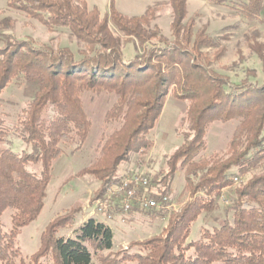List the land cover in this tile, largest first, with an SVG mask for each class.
<instances>
[{"label":"trees","instance_id":"16d2710c","mask_svg":"<svg viewBox=\"0 0 264 264\" xmlns=\"http://www.w3.org/2000/svg\"><path fill=\"white\" fill-rule=\"evenodd\" d=\"M169 3L172 41L152 27L158 3L130 17L112 1L101 17L99 8L90 9L86 0H8L9 8L38 20L50 32L69 29L87 50L77 59L70 49L26 40L6 42L0 49V96L13 83L35 86L33 99L16 120L0 115V264H264V84L248 79L233 84L209 70L202 49L217 47L218 40L205 28L185 23L187 0ZM240 5L246 19L264 24V0H240ZM110 23L147 54L127 60ZM253 51L264 63V46ZM88 93L114 98L105 117L111 132L103 135L97 157L85 171L107 187L119 183L118 168L132 154L153 147L148 136L167 98L172 94L187 104L180 129L183 141L168 158V175L150 179L155 196L164 197L175 174L184 173L191 201L171 214L161 237L138 244L134 255L119 252L111 258L114 232L94 217L72 236L61 235L81 212L75 208L68 218L50 223L39 252L25 257L17 239L45 207L55 162L64 155V146L79 150L89 139L92 121L83 99ZM232 121L236 128L227 154L205 156L211 126ZM15 140L24 144L21 153L13 150ZM239 177L245 180L237 185ZM231 188L235 196L220 226L202 229L198 240H190L192 224L214 210L216 199ZM7 211H12L9 231L2 222Z\"/></svg>","mask_w":264,"mask_h":264},{"label":"rangeland","instance_id":"374dc122","mask_svg":"<svg viewBox=\"0 0 264 264\" xmlns=\"http://www.w3.org/2000/svg\"><path fill=\"white\" fill-rule=\"evenodd\" d=\"M86 1L90 9L99 8L101 17L109 11L112 1L120 13L130 17L141 16L148 6L158 3L160 8L152 27H159L165 38L169 41L173 40L171 26L174 18L169 0ZM190 22L195 25L196 30L205 28L208 36L218 40L217 47L202 49L203 64L209 70L229 77L233 84H239L246 79L258 86L264 84V63L253 51L256 45L264 46V24L258 20L246 19L242 14L240 0H228L224 4H218L214 0H187L185 23ZM110 28L115 37L120 38L119 41L127 60L147 54L142 51L136 40L123 36L112 23H110ZM12 40L32 41L36 46L48 45L55 49L67 48L75 54L77 59L81 58V54L87 50L86 46L81 44L69 29L60 28L50 32L38 20L9 8L8 0H0V49L6 46V42H13ZM153 44L161 45L158 42H153ZM34 93L35 86L29 82H23L20 85L10 84L0 96V115L9 121L16 120L33 99ZM83 99L86 112L92 121L89 139L79 150L76 146H64V155L55 162L45 207L40 217L25 227L17 239V244L25 257L30 258L39 252L42 235L50 223L63 217L68 218L75 208H80L81 212L76 215L72 228L67 227L61 230V235L72 236L74 230L84 221L94 217L109 225L114 232L115 252L111 258L119 252L134 255L139 253L138 244L154 237H161L162 231L169 225L171 214L180 211L191 201L185 190V174L181 172L176 173L171 181L168 190L170 205L168 209L157 210L161 211L160 215H157L155 209H142L138 203H135L133 210L126 211L123 207V195H117L115 191L133 175L146 177L149 183L153 177L161 180L168 175V158L183 141L181 120L187 109L186 103L177 100L172 94L167 98L156 128L148 136L154 143L153 147L145 153L132 154L129 161L124 162L118 168L116 177L120 180L119 183L107 187L95 176L85 171L97 157V148L101 138L111 132V126L107 125L105 117L114 103V98L104 93H88ZM235 128V121L214 123L208 134V150L204 155L207 157L215 154L226 155ZM23 149L24 144L20 140H15L13 150L21 153ZM242 179L244 178L239 177V182L235 180V183L238 185L245 180ZM137 191L139 197L144 194L156 195L153 186L148 193L140 187H137ZM108 195H112L113 206L101 212L97 207L99 199ZM234 196V189L225 190L222 196L216 199L217 207L211 212H203L192 224L190 240H198L202 229L212 230L220 226L221 221L226 218V209L231 206ZM119 209L121 212L117 214ZM11 216L12 211H7L2 219L4 228L8 231L12 226ZM106 255L108 253L104 256ZM122 259L123 257H120V260ZM122 264H138V262L123 260Z\"/></svg>","mask_w":264,"mask_h":264},{"label":"built area","instance_id":"2783aa9c","mask_svg":"<svg viewBox=\"0 0 264 264\" xmlns=\"http://www.w3.org/2000/svg\"><path fill=\"white\" fill-rule=\"evenodd\" d=\"M150 184L151 183H149L148 178L133 175L129 179H126L122 185L117 188V190H115L117 195H123V207L126 211L133 210L135 203H138V205L144 210H160L163 208H169L170 204L168 196L159 197L144 194L143 196L139 197L137 187L144 189V191L148 193L151 190ZM113 195H115V193ZM108 196H105L103 199H99L97 204L99 211L102 212L103 210H108L113 206V198H111L112 195Z\"/></svg>","mask_w":264,"mask_h":264},{"label":"crops","instance_id":"0c3cea01","mask_svg":"<svg viewBox=\"0 0 264 264\" xmlns=\"http://www.w3.org/2000/svg\"><path fill=\"white\" fill-rule=\"evenodd\" d=\"M147 8H148V7H147ZM147 8H146V9H147ZM142 14H143V13H142ZM142 14H141V15H142Z\"/></svg>","mask_w":264,"mask_h":264}]
</instances>
